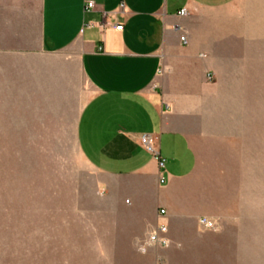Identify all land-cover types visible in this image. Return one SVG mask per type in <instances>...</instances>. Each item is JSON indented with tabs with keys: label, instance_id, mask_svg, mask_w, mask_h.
Masks as SVG:
<instances>
[{
	"label": "crops",
	"instance_id": "0c3cea01",
	"mask_svg": "<svg viewBox=\"0 0 264 264\" xmlns=\"http://www.w3.org/2000/svg\"><path fill=\"white\" fill-rule=\"evenodd\" d=\"M261 75L264 0H0V139L37 137L20 102H44L104 191L15 212V244L58 264H259L261 120L228 107L260 102ZM159 224L169 245L148 247Z\"/></svg>",
	"mask_w": 264,
	"mask_h": 264
},
{
	"label": "rangeland",
	"instance_id": "374dc122",
	"mask_svg": "<svg viewBox=\"0 0 264 264\" xmlns=\"http://www.w3.org/2000/svg\"><path fill=\"white\" fill-rule=\"evenodd\" d=\"M260 83L263 88L264 75L260 76ZM41 104L44 102H20L22 115L37 120L36 124H32V127L36 126L37 129L31 133L37 137L0 139V264H38L40 260L37 256L43 254L39 248H33L34 246L15 244L23 239L17 238L13 229L12 218L15 212L22 216L29 214L30 206L31 210L35 211V207L42 205L38 201L46 196L50 198V195L88 196L104 193L102 188L96 185L94 177L84 171L75 147L73 132L67 130L61 133L55 128L51 123V115L44 113L48 111L47 108L40 106ZM28 111L31 113L28 114ZM228 113L260 117L261 147L264 150V90L260 91V102H229ZM70 117H73V113ZM44 118L48 121L44 122L45 124L42 121ZM48 128L52 129L47 130ZM57 134L61 138H52V135ZM261 186L259 264H264V172ZM46 205H49V208L51 206L50 203ZM84 205L89 206L86 203ZM160 262L158 260L157 264ZM41 263L58 264L49 259Z\"/></svg>",
	"mask_w": 264,
	"mask_h": 264
},
{
	"label": "built area",
	"instance_id": "2783aa9c",
	"mask_svg": "<svg viewBox=\"0 0 264 264\" xmlns=\"http://www.w3.org/2000/svg\"><path fill=\"white\" fill-rule=\"evenodd\" d=\"M94 8L93 2H88L86 4V11H90ZM121 9L125 11L124 4L121 5ZM187 11L181 10L179 12V16L184 17L186 16ZM116 30L122 31L123 26H117L115 28ZM181 41L184 44H187L186 37H181ZM140 144L141 146L149 153L151 154L157 161L161 169L165 166V160L161 157L159 146L157 143L156 138L150 135H144L140 138ZM164 178H161V182L164 183ZM160 215L164 217L166 215L165 210H161ZM200 228H202L205 231H214L216 230V224L214 221L208 219V218H202L199 222ZM169 245V239H168V227L165 224H159L153 231L150 233L147 241L148 247L153 248H166ZM159 264H164V262H160Z\"/></svg>",
	"mask_w": 264,
	"mask_h": 264
}]
</instances>
